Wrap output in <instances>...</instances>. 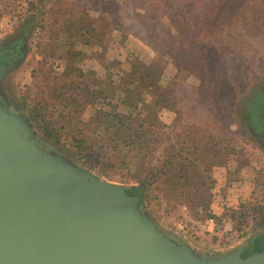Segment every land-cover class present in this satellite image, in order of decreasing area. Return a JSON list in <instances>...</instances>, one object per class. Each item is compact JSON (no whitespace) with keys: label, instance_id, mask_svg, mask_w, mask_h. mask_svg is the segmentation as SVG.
Instances as JSON below:
<instances>
[{"label":"rangeland","instance_id":"374dc122","mask_svg":"<svg viewBox=\"0 0 264 264\" xmlns=\"http://www.w3.org/2000/svg\"><path fill=\"white\" fill-rule=\"evenodd\" d=\"M45 1L48 2L43 11L45 20L66 11L75 15L84 13L99 23L111 21L112 30L106 35L105 45L78 46L83 54L76 66L88 71L90 79L108 78L118 86L130 61L138 58L147 64L155 61L160 66V86L177 83L174 90L183 122L195 123L201 133L209 130L218 136L219 146L230 147L227 164L212 169L216 179L213 192L214 200L227 202L228 210L238 209L240 204L246 206L248 215L241 236H253L243 248H238V254L243 258L263 249L264 0H180L184 5L177 9L185 12L181 16L196 26L193 32L183 30V36L177 37L183 44L191 41L193 46V42L196 43L189 53L180 56L152 46V39L160 45L162 40L169 38L163 28L153 38L146 32L133 33L142 25L139 17L142 9L135 8V0ZM34 13H38V9H31L26 0H20L15 11L5 10L0 5V61H13L0 74V109L28 124L36 146L67 165L77 179L93 177L96 184L108 189L125 190L136 199L141 216L166 237L176 242L186 235V240L192 244H204L196 228L206 224V219L196 218L187 203L170 200L159 184L146 187L136 178V168L110 169V176H105L78 163L60 146L42 139L27 111L19 105L28 97V87L34 85L39 69L51 68L55 74H60L67 62L60 58L47 59L45 45L51 24L47 22L45 28L44 22L42 26L30 24L28 18ZM161 20L167 26L172 21L168 17ZM64 42L62 34L57 43ZM178 56L185 57L181 68L174 61ZM122 98V91L117 89L110 100L121 110L130 111L120 103ZM98 107L109 109L106 102L98 99L82 117L88 118ZM158 116L169 125L175 122L178 112L163 107ZM209 231L205 230L206 234L209 235Z\"/></svg>","mask_w":264,"mask_h":264},{"label":"trees","instance_id":"16d2710c","mask_svg":"<svg viewBox=\"0 0 264 264\" xmlns=\"http://www.w3.org/2000/svg\"><path fill=\"white\" fill-rule=\"evenodd\" d=\"M19 1L0 0V5L5 10L15 11ZM26 1L31 9H38V13L28 18L30 24L42 26L44 22L43 28L47 22L51 24L45 45L47 59L60 58L67 62L60 74H55L51 68L39 69L34 85L28 87V97L19 105L27 111L42 139L60 146L78 163L105 176H110V169L131 170L134 167L136 178L146 187L159 184L170 200L187 203L196 218L207 220L214 216L216 179L212 169L227 164L230 147L219 146L218 136L209 130L201 133L195 123L183 122L174 90L177 83L160 86V66L155 61L147 64L138 58L130 61L118 86L108 78L90 79L88 71L76 66L83 54L78 46L105 45L106 35L112 30L111 21L99 23L84 13L75 15L66 11L45 20L43 11L48 2ZM179 1L135 0V8L142 9L139 13L142 25L133 33L146 32L153 38L163 28L169 38L162 40L160 45L152 39L156 50L164 49L179 56L189 53L196 43L193 42V46L191 41L183 44L177 37L183 36V30L193 32L192 28L196 26L181 16L185 12L178 10L177 6L183 8L184 4ZM165 17L172 20L170 26L161 20ZM62 34L65 42L59 44L57 39ZM179 56L174 57V61L181 68L185 57L180 59ZM10 60L0 61V66L12 64ZM117 89L123 93L120 103L130 111L121 110L110 100L115 97ZM98 99L106 102L109 109L98 107L84 119L82 114ZM163 107L178 112L172 124L167 125L159 119L158 111ZM220 205L224 208L222 215L234 220V231L216 234L212 240L227 244L241 236L248 213L245 204L235 210L226 209L227 202Z\"/></svg>","mask_w":264,"mask_h":264},{"label":"water","instance_id":"95a60500","mask_svg":"<svg viewBox=\"0 0 264 264\" xmlns=\"http://www.w3.org/2000/svg\"><path fill=\"white\" fill-rule=\"evenodd\" d=\"M95 181L77 179L0 109V264H264V248L205 258L145 220L125 190Z\"/></svg>","mask_w":264,"mask_h":264},{"label":"crops","instance_id":"0c3cea01","mask_svg":"<svg viewBox=\"0 0 264 264\" xmlns=\"http://www.w3.org/2000/svg\"><path fill=\"white\" fill-rule=\"evenodd\" d=\"M232 202L234 201L232 200ZM220 204H223V203H220ZM220 204L218 203V199H217V201L216 200L214 201V204L212 207L213 212L216 213L217 216H221L224 210L223 206H220ZM196 230H197L198 235L200 236V241L202 240V243L204 244H200V243L192 244L190 241L186 240V235H184L183 237L179 236L180 240L183 239L184 242L191 245L195 250L202 253L203 255L210 254V255H216L218 257L225 255L231 249L243 248V246L245 245V242H247V240L253 236V235H249V236L245 235V236L237 237L235 240L236 244L231 247V245L228 246V244H221L217 240H214V241L212 240V238L214 239V236L216 234H219L220 232H218L215 229V227L209 224L207 221H206V224L201 225L200 227L196 228ZM205 230L206 231L211 230L209 231V235L206 234Z\"/></svg>","mask_w":264,"mask_h":264},{"label":"built area","instance_id":"2783aa9c","mask_svg":"<svg viewBox=\"0 0 264 264\" xmlns=\"http://www.w3.org/2000/svg\"><path fill=\"white\" fill-rule=\"evenodd\" d=\"M186 207L184 206V209ZM209 224L213 225L215 229L220 232V233H226V234H231L234 231V221L230 216L227 215H221L217 217H209L206 220ZM236 238L231 240V242L227 243L228 246L231 245L234 246L236 244Z\"/></svg>","mask_w":264,"mask_h":264}]
</instances>
